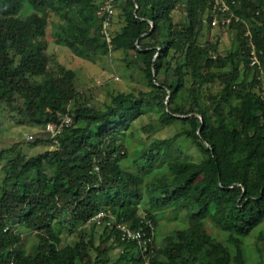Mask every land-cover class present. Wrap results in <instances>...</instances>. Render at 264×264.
Here are the masks:
<instances>
[{"label": "trees", "instance_id": "obj_1", "mask_svg": "<svg viewBox=\"0 0 264 264\" xmlns=\"http://www.w3.org/2000/svg\"><path fill=\"white\" fill-rule=\"evenodd\" d=\"M223 1L112 0V49L148 90L100 107L47 47L51 34L83 58L107 54L104 0H0V117L40 125L33 142L51 146L0 148V264H264V0ZM47 122L61 123L54 138ZM178 212L186 225L158 240L150 224ZM122 225L151 236L146 250Z\"/></svg>", "mask_w": 264, "mask_h": 264}, {"label": "rangeland", "instance_id": "obj_2", "mask_svg": "<svg viewBox=\"0 0 264 264\" xmlns=\"http://www.w3.org/2000/svg\"><path fill=\"white\" fill-rule=\"evenodd\" d=\"M114 13L113 11V21L109 23L107 27L108 30L109 28L116 29L120 25ZM54 20L57 21V19L53 17V21ZM52 24L53 22L49 25V34L53 30ZM208 35L211 40L217 39L219 41V48L221 51L231 46V36L226 27L221 28L217 26V23L214 25L211 24ZM49 38L50 42L47 47V53L50 55L49 66L55 67V69H57L58 66L72 68L76 73L75 83L77 85V90L82 92L83 95L87 94L93 104L100 107L103 102L109 104L111 102V96L117 92L132 91L134 94H137L138 91L148 90L137 66H125L120 60L122 53L113 50L110 41L108 47L111 50L107 54L98 53L89 58H83L82 56L76 55L70 48L55 43L51 34ZM201 38L203 41L204 36ZM3 112L4 114L0 117V148L5 145L8 147L19 141L22 143V153L29 156L51 147L44 143L36 144L33 142L35 138H42L45 136L42 134L43 129L40 125H35L28 121L20 124L17 120L12 118L11 114L7 113L6 110ZM123 113H127V115L130 114L129 111ZM147 117H143L142 123L149 122L150 117L155 119L152 115ZM136 129L143 137H146L147 134L154 137L170 136L174 133V130H176L174 126L162 127L154 130L155 132L150 131L149 133H141L139 126L136 127ZM186 152L193 159H198V154L194 148H186ZM159 215L163 217L157 221L156 226L151 225V227H153L152 231H154L158 240H163L170 229L184 227L186 225L183 212H178L177 218L174 220H172V216L168 214ZM257 244L263 249L262 259L264 261V240L258 241ZM116 252H118V249L112 251L113 254Z\"/></svg>", "mask_w": 264, "mask_h": 264}, {"label": "built area", "instance_id": "obj_3", "mask_svg": "<svg viewBox=\"0 0 264 264\" xmlns=\"http://www.w3.org/2000/svg\"><path fill=\"white\" fill-rule=\"evenodd\" d=\"M222 2H220V0H216L217 2V5L219 6V9H221L222 11L223 10H226L227 9V6H226V3L221 0ZM221 3V4H219ZM114 9H113V5H112V0H104L103 2V5L100 7V12L103 14L104 18H103V27L105 28L104 29V35H105V39L106 41L108 42L109 44V41H110V34L107 30V27L109 25V19H110V16L112 15ZM229 17L227 18H224L222 19L224 22H228L229 21ZM217 22V19L216 18H213L212 21H211V24L214 25L215 23ZM251 55H252V58H251V62L250 64L251 65H254V64H259V61L257 59V57L255 56V53L254 51L252 50L251 51ZM69 117L68 116H65L63 119H62V122H68L69 121ZM60 128H61V123L60 124H55V123H52V122H47L46 123V126H45V130L49 133V136L51 138H54V136L58 133H60ZM102 215V213H99L97 214L96 218L97 217H100ZM121 231H122V234H123V237H125L126 239H130V240H137L139 243H142L144 244L142 247L143 251L146 250V242L147 241H151V236H146L145 235V232L139 228V229H136V230H133L131 228H127L125 227L124 225L122 226H119ZM150 227H151V224H150ZM152 229V227H151ZM146 237V239H142L143 237ZM9 264H12V263H9ZM144 264H149L147 260L144 261Z\"/></svg>", "mask_w": 264, "mask_h": 264}, {"label": "bare ground", "instance_id": "obj_4", "mask_svg": "<svg viewBox=\"0 0 264 264\" xmlns=\"http://www.w3.org/2000/svg\"><path fill=\"white\" fill-rule=\"evenodd\" d=\"M220 22H221V21H220ZM220 22H219V23H220Z\"/></svg>", "mask_w": 264, "mask_h": 264}]
</instances>
